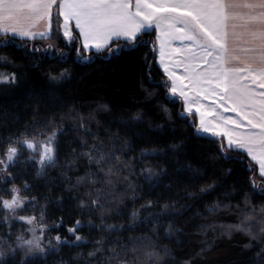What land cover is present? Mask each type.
<instances>
[{"label": "trees", "instance_id": "obj_1", "mask_svg": "<svg viewBox=\"0 0 264 264\" xmlns=\"http://www.w3.org/2000/svg\"><path fill=\"white\" fill-rule=\"evenodd\" d=\"M53 27H56L55 23ZM4 39L0 37V42ZM139 39L149 43L115 57L93 52L91 60H82L75 46H69L55 36L48 40L17 39L8 47H0V57L5 58L0 59V73L14 72L17 76L15 83L0 84V141L23 139L25 134L29 139L43 140L50 134L48 129L53 122L55 128L63 130L58 136L57 162L47 169L44 177H39L33 166L18 163L10 171L13 178L6 184L0 183V187H20L21 197L26 198L24 210H18L21 215L39 218L47 206L46 223L61 225L48 232L51 238L59 234L74 241L67 229L77 220L83 225L77 234L84 237L75 242L79 246H63L60 252L47 257L25 258L23 251L18 249L15 257L9 255L6 258L8 261L87 264V253L100 246L97 241L103 242L108 249L115 247L119 251L125 246L133 247L132 237L146 239L151 236L160 248H167L170 255L151 262L141 255L133 264H257L256 253L264 244L257 246L258 240L240 231L232 230L231 238L223 233L226 226L240 222V211L235 206L244 208L246 194L250 200L248 210L252 206L256 208L257 227L253 230L258 232L259 209L264 205V195L258 189H252L250 178H254L260 187H264V179L244 153L230 152L229 155L235 157L231 160L221 156L218 151L221 141L196 131V116L181 115L182 101L169 102L166 89L158 86L167 77L158 66V51H152L155 32L145 33ZM118 43L125 44V41ZM49 44L54 46L57 55L63 50V60L31 51L33 47L46 49ZM81 52L89 55L83 49ZM64 69H68L65 79L58 82L50 79ZM72 110L76 115H69ZM136 113L142 115V122L125 129L121 120L127 121ZM81 119L85 122L84 127H80ZM40 131L44 132L43 136L35 135ZM109 131L126 133L132 142L130 147L134 151H126L121 157L131 166L121 173V176H128V182L121 181L115 188L100 182L93 185L91 180L77 184L79 178H87V172L98 173L96 167H89L82 153L93 144L108 143L112 139L107 135ZM75 157L78 158L73 162ZM249 165L253 171H249ZM148 168L159 173L158 179H147L148 173L144 170ZM98 174L103 180V173ZM25 184L28 190H24ZM212 185L215 187L209 193H200L201 188ZM97 188L111 191L117 197L116 200L108 197V202L117 207L103 221L99 211H88L80 206L82 199L90 205L91 200L97 198ZM90 190L93 195L88 198L86 193ZM33 197L35 203L29 204L27 201ZM149 201H154L152 207H142ZM165 203H175L178 206L175 211L182 215H167L158 221V225L150 224L155 215L163 213ZM217 203L221 207L215 212L210 211ZM225 204L232 205V209L223 207ZM134 211L138 213L135 222L131 218ZM3 215L9 214L0 210V216ZM170 222L181 231L168 237L165 230ZM10 223H14L11 230L8 224L0 221V241L15 240V235L9 240L10 231L22 232L17 221ZM101 223L105 228L108 225L124 227L108 232L100 227ZM153 228L159 232L158 236H152ZM205 239L212 247L202 252V248H208ZM246 244L252 246L245 247ZM77 253H83V256L78 257ZM91 264H96V260Z\"/></svg>", "mask_w": 264, "mask_h": 264}, {"label": "snow or ice", "instance_id": "obj_2", "mask_svg": "<svg viewBox=\"0 0 264 264\" xmlns=\"http://www.w3.org/2000/svg\"><path fill=\"white\" fill-rule=\"evenodd\" d=\"M153 31L155 40L151 42L152 51H158L159 64L167 77L158 86L166 89L169 102L175 103L178 99L183 102L181 115L199 117L196 131L218 138L221 141L218 147L221 156L231 160L235 157L229 155L230 152L238 155L245 153L258 165L259 175L264 178V0H0V37L5 38L0 42V47H8L11 41L17 39L48 40L55 36L56 39L62 38L67 45L75 46L82 60H91L93 52L115 57L125 51L146 46L149 42L139 38ZM121 39L125 44L118 43ZM53 49L54 46L49 44L46 49L33 47L31 51L43 52L63 60V50H59L57 55ZM81 49L89 55H82ZM67 76L68 69H64L50 79L58 82ZM16 80L14 72L0 73V84H11ZM69 115H76L75 110ZM140 122V113L130 115L127 121L121 120L125 129ZM84 124L81 119L80 127H84ZM48 131L50 134L43 140L35 137L29 139L25 134L23 139L0 141V172L7 173V176L0 175V183L6 184L13 178L8 170L19 162L22 149L33 153L32 162L39 166L37 175H46L47 169L57 162L58 136L63 134L62 129L54 127V122ZM85 132H88L86 127ZM35 135L43 136L44 132ZM107 135L112 137L108 143L93 144L87 152L82 153L89 167H96L98 173H103L104 179L100 180L98 173L87 172V178H79L77 184L91 180L93 185L100 182L115 188L121 181L128 182V176H121V173L131 166L121 157L126 151H134L130 147L132 142L126 133L109 131ZM82 143L87 144L83 140ZM144 171L148 173L149 180L159 177V173L153 172L151 168ZM228 171L231 172V169ZM249 171H253L251 165ZM250 184L254 191L258 189L264 195V187L258 186L254 178H250ZM214 187L208 186L199 191L206 194ZM24 190H28L27 184ZM92 195L91 190L86 193L88 198ZM95 195L97 198L92 199L90 205L82 199L80 206L88 211H99L103 221L117 207L115 203L108 202V197H112V200L117 197L113 192H105L100 188L95 189ZM25 202L26 198L21 197L19 187H0V210L9 214L0 216V221L8 224L9 230L14 227L10 221H23L29 226L26 232L31 234L30 238H26L24 232L16 234L10 231L9 240L12 235H15V240L0 241V264H24L23 259L19 262L6 259L9 255L15 257L18 249L27 258L47 257L60 252L66 245L79 246L75 242L84 239L77 234L83 227L80 220L67 229L74 236V241L62 238L59 234L48 239L46 233L61 225L49 226L46 223L47 206L39 218L35 215L17 216L18 210H24ZM27 202L34 204L35 197ZM153 204L154 201H149L142 207L150 208ZM249 205V196L246 194L244 208L235 206L240 211V222L226 226L223 234L231 238L232 230L240 231L258 240L259 246L264 244V205L259 209L258 232L253 230L257 227L256 208L252 206L249 211ZM220 207L217 203L210 211L215 212ZM223 207L231 210L233 206L225 204ZM162 208L163 213L155 215L149 221L150 224L158 225V221L167 215H182L175 211L178 208L175 203H165ZM170 209L173 211L169 212ZM116 214H120L119 210ZM137 215L135 211L132 213L134 222ZM100 227L114 232L124 226L108 225L105 228L101 223ZM180 231L170 222L165 235L171 237ZM158 235L157 229L153 228L152 236ZM204 235L206 238L207 233ZM46 239L47 243H44ZM130 242H133L131 249L125 246L117 251L115 247L108 249L103 242L97 241L100 246L87 253V264H91L92 260H96V264H133L141 255L149 262L170 255L169 250L160 248L151 236L146 239L132 237ZM205 242L208 248H202V252L212 247L207 239ZM77 256H83V253H77ZM256 257L257 264H264V247L256 253Z\"/></svg>", "mask_w": 264, "mask_h": 264}, {"label": "rangeland", "instance_id": "obj_3", "mask_svg": "<svg viewBox=\"0 0 264 264\" xmlns=\"http://www.w3.org/2000/svg\"><path fill=\"white\" fill-rule=\"evenodd\" d=\"M27 152H23V153H21V156H26V158H23L22 160H20V157H19V162L20 163H23V164H29V165H31V166H33L34 168H35V170H36V172H38L39 171V166H38V164H36V163H34V162H32V161H30L31 159H32V154H30V150H26ZM22 158V157H21ZM30 159V160H29ZM37 159H38V157H37ZM18 162V163H19ZM47 172V171H46ZM0 175H2V176H7V173H3V172H0ZM20 188V187H19ZM17 216H22L20 213H18L17 212V214H16ZM23 216H29V215H23ZM21 226H22V229H20L22 232H24L25 233V236H26V238H30V236H31V234L30 233H27L26 232V229L29 227L27 224H25L23 221H19V220H16ZM46 236H47V238L48 239H51V236H50V234L47 232L46 233ZM54 242V241H53ZM44 243H47V239L44 241Z\"/></svg>", "mask_w": 264, "mask_h": 264}, {"label": "crops", "instance_id": "obj_4", "mask_svg": "<svg viewBox=\"0 0 264 264\" xmlns=\"http://www.w3.org/2000/svg\"><path fill=\"white\" fill-rule=\"evenodd\" d=\"M42 30V29H41ZM122 41H124L123 39H121ZM157 62H158V66L160 67V69L162 70V72H163V67L162 66H160V64H159V53H158V57H157ZM164 73V72H163ZM226 115H231V113H226ZM196 118H197V121H198V126H199V117L198 116H196ZM203 134V133H202ZM205 135H210V136H212L211 134H205ZM243 153V152H242ZM245 154V153H244ZM246 155V154H245ZM248 159L251 161V159L248 157ZM256 167H257V170H258V174H259V167H258V165L255 163V162H253V161H251ZM264 179V178H263Z\"/></svg>", "mask_w": 264, "mask_h": 264}, {"label": "flooded vegetation", "instance_id": "obj_5", "mask_svg": "<svg viewBox=\"0 0 264 264\" xmlns=\"http://www.w3.org/2000/svg\"><path fill=\"white\" fill-rule=\"evenodd\" d=\"M23 152H27L26 150H24V149H22V151H21V153H23ZM30 154H32L33 155V153L32 152H30ZM21 156V155H20ZM22 157V156H21ZM20 157V160H22V158ZM19 160V161H20ZM30 160V159H29ZM30 161H32V159L30 160ZM20 163V162H19ZM18 165V163H16V165L14 166V167H12V168H9V172L11 171V169H13V168H15L16 166Z\"/></svg>", "mask_w": 264, "mask_h": 264}]
</instances>
